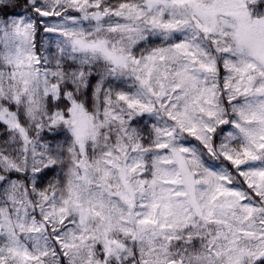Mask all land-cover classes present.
<instances>
[{
	"label": "snow or ice",
	"instance_id": "1",
	"mask_svg": "<svg viewBox=\"0 0 264 264\" xmlns=\"http://www.w3.org/2000/svg\"><path fill=\"white\" fill-rule=\"evenodd\" d=\"M0 264H264V0H0Z\"/></svg>",
	"mask_w": 264,
	"mask_h": 264
}]
</instances>
